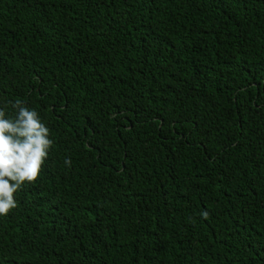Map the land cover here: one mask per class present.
Instances as JSON below:
<instances>
[{"label":"trees","instance_id":"1","mask_svg":"<svg viewBox=\"0 0 264 264\" xmlns=\"http://www.w3.org/2000/svg\"><path fill=\"white\" fill-rule=\"evenodd\" d=\"M17 100L53 144L0 264H264V0H0Z\"/></svg>","mask_w":264,"mask_h":264},{"label":"clouds","instance_id":"2","mask_svg":"<svg viewBox=\"0 0 264 264\" xmlns=\"http://www.w3.org/2000/svg\"><path fill=\"white\" fill-rule=\"evenodd\" d=\"M15 117L0 108V216L16 208L15 193L25 182H34L48 157L53 141L38 112L21 101L9 102ZM66 166L70 159L65 158Z\"/></svg>","mask_w":264,"mask_h":264}]
</instances>
